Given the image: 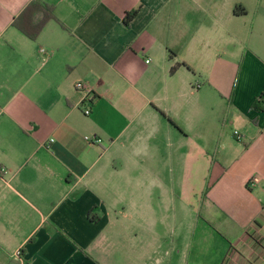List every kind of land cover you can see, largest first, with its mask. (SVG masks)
Listing matches in <instances>:
<instances>
[{"label":"crops","instance_id":"crops-1","mask_svg":"<svg viewBox=\"0 0 264 264\" xmlns=\"http://www.w3.org/2000/svg\"><path fill=\"white\" fill-rule=\"evenodd\" d=\"M28 1L0 0V264H264V0H44L35 39Z\"/></svg>","mask_w":264,"mask_h":264},{"label":"trees","instance_id":"trees-1","mask_svg":"<svg viewBox=\"0 0 264 264\" xmlns=\"http://www.w3.org/2000/svg\"><path fill=\"white\" fill-rule=\"evenodd\" d=\"M136 11L137 8L126 11L125 22H128ZM37 13H40L38 17H36ZM51 18L56 17L50 3L44 0H29L21 12L13 18L12 23L29 38L35 39L44 24ZM259 102L264 103V93L258 95L253 107L260 108Z\"/></svg>","mask_w":264,"mask_h":264},{"label":"built area","instance_id":"built-area-1","mask_svg":"<svg viewBox=\"0 0 264 264\" xmlns=\"http://www.w3.org/2000/svg\"><path fill=\"white\" fill-rule=\"evenodd\" d=\"M40 51H41L42 54H43V58H45L46 55H47V50H46V48H44L43 46H41V47H40ZM145 60L148 61V60H149V57L145 58ZM75 86H76V87H79V88H85L84 83H83L82 81H80V80L75 82ZM89 111H90L89 106H86V107L83 108V112H84L85 114L89 113ZM233 134H234L237 138H241V133H240L237 129H234V130H233ZM50 139L52 140L53 138H50ZM5 170H6L5 166H0V172H4ZM20 253H21L20 248H17V249L15 250V252H14L15 256H17V257L20 256Z\"/></svg>","mask_w":264,"mask_h":264}]
</instances>
